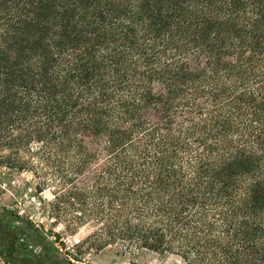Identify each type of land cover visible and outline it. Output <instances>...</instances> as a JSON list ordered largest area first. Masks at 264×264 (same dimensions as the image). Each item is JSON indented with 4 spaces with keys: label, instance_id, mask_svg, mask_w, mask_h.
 <instances>
[{
    "label": "trees",
    "instance_id": "obj_1",
    "mask_svg": "<svg viewBox=\"0 0 264 264\" xmlns=\"http://www.w3.org/2000/svg\"><path fill=\"white\" fill-rule=\"evenodd\" d=\"M0 150L87 250L264 264V0H0ZM10 213L1 264H70Z\"/></svg>",
    "mask_w": 264,
    "mask_h": 264
},
{
    "label": "rangeland",
    "instance_id": "obj_2",
    "mask_svg": "<svg viewBox=\"0 0 264 264\" xmlns=\"http://www.w3.org/2000/svg\"><path fill=\"white\" fill-rule=\"evenodd\" d=\"M37 181V178L28 171H16L0 165V209L11 211L7 217L18 223L22 231L32 228L50 239H53L56 233L62 245L56 240L53 244L57 246L58 255L67 256L70 264L177 263L173 257L161 258L150 252L129 257L114 254L108 248L94 251L87 250L84 245L78 246L76 242L90 233L92 223L71 226L63 217L54 219L49 202L59 186L49 183L43 188H38ZM15 214L18 216L16 217ZM35 250H38V247Z\"/></svg>",
    "mask_w": 264,
    "mask_h": 264
}]
</instances>
